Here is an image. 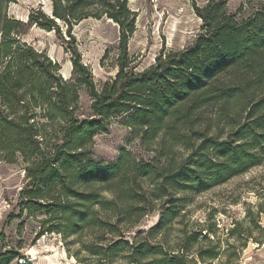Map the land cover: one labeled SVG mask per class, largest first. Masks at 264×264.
Masks as SVG:
<instances>
[{"label": "trees", "instance_id": "obj_1", "mask_svg": "<svg viewBox=\"0 0 264 264\" xmlns=\"http://www.w3.org/2000/svg\"><path fill=\"white\" fill-rule=\"evenodd\" d=\"M10 1L0 0V160L14 163L21 156L27 163L22 209H46L43 227L66 240L94 235L96 241L85 246L94 254L128 250L135 264H191L185 252L170 253L148 239L130 243L124 228L162 200L166 206L152 235L180 215L188 193L206 191L263 161L264 0L239 19L223 1L197 6L203 23L196 39L185 49L161 53L142 71L129 59L137 17L129 0H52L51 15L36 10L27 22L7 14ZM89 17H106L121 27L119 70L100 89L72 34L73 25ZM25 25L54 30L68 45L69 79L45 52L22 40ZM81 89L91 96L87 116ZM120 116L132 130L131 140L151 153L144 157L122 148L103 166L92 159L93 137ZM212 123L219 130L214 135L198 129ZM181 146L189 152L181 154ZM196 236L186 238V251ZM218 254L216 245L199 252L201 259ZM11 258L10 252L0 254V264Z\"/></svg>", "mask_w": 264, "mask_h": 264}, {"label": "rangeland", "instance_id": "obj_2", "mask_svg": "<svg viewBox=\"0 0 264 264\" xmlns=\"http://www.w3.org/2000/svg\"><path fill=\"white\" fill-rule=\"evenodd\" d=\"M209 1L129 0L130 8L137 12L136 29L128 39L129 59L135 70L142 71L154 64L163 52L182 50L190 45L202 31L203 20L196 7H203ZM213 1L226 2L225 10L239 19L254 13L262 0ZM52 9V0H12L8 2L6 11L10 17L27 22L33 11L41 10L51 15ZM61 27L64 38L69 39L65 24L61 23ZM21 31L20 37L24 42L45 52L58 63L60 73L66 79L71 77L73 56L68 45L54 30L25 25ZM72 34L76 38L81 62L90 69L100 89L119 70L120 25L106 17H89L75 23ZM90 104L91 96L81 89L83 116L91 112ZM122 117L111 119L110 124L115 123V128H109L108 124L107 130L97 134L110 143H116L119 152L127 148L148 157L151 152L141 148L137 139L131 140L132 130ZM222 125L224 132L228 128ZM203 127L200 125L198 129L209 136L219 131L214 123L208 128ZM194 141L200 142L199 139ZM92 149V159L102 162L94 159V143ZM179 149L181 154L189 152L183 146ZM26 164L21 156L14 163L0 160V254L11 253L9 264H135L129 260L128 250L115 256L90 252L85 246L96 241L94 235L85 234L81 238L69 236L66 240L60 233L46 231L43 227V220L49 217L46 209L34 212L22 209L26 198L20 196V191L28 180ZM187 196L180 215L169 226L150 235V230L159 224L161 212L166 206L160 200L154 212L134 225L125 226L124 238L130 243L138 237V240L148 239L173 254L185 252L191 264H264V159L259 165L222 184L199 193H188ZM235 229L237 232L234 235L232 230ZM199 232L202 234L198 235ZM192 235L197 236L195 241H190L186 251V238ZM105 237L111 238V235L105 233ZM210 245L217 246L218 257L201 259L199 252Z\"/></svg>", "mask_w": 264, "mask_h": 264}, {"label": "clouds", "instance_id": "obj_3", "mask_svg": "<svg viewBox=\"0 0 264 264\" xmlns=\"http://www.w3.org/2000/svg\"><path fill=\"white\" fill-rule=\"evenodd\" d=\"M115 127V123L109 125V128ZM93 143L95 145L94 159L102 161L103 166H106L109 162L114 161L115 157L119 153V146L116 143H110L104 140L100 134L93 137Z\"/></svg>", "mask_w": 264, "mask_h": 264}, {"label": "water", "instance_id": "obj_4", "mask_svg": "<svg viewBox=\"0 0 264 264\" xmlns=\"http://www.w3.org/2000/svg\"><path fill=\"white\" fill-rule=\"evenodd\" d=\"M64 77V76H63ZM66 79V77H64Z\"/></svg>", "mask_w": 264, "mask_h": 264}]
</instances>
